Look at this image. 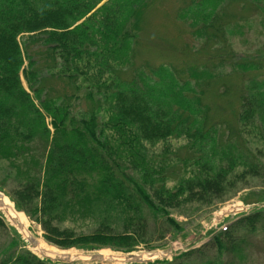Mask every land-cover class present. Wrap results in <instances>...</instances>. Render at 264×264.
Listing matches in <instances>:
<instances>
[{
	"label": "trees",
	"instance_id": "1",
	"mask_svg": "<svg viewBox=\"0 0 264 264\" xmlns=\"http://www.w3.org/2000/svg\"><path fill=\"white\" fill-rule=\"evenodd\" d=\"M148 1L0 0V159L7 160L13 168L20 159L25 167L20 176L12 178L17 183L8 195L16 209L38 222L45 240L60 248L109 247L129 252L147 233L145 211L155 219L162 218L156 223L167 221L177 228L179 224L169 216L170 208L208 195L220 196L224 191L228 168L215 147L216 123L210 121V105L203 101L214 74L187 68L184 71L194 80L180 81L175 77V68L160 64L151 67L149 73L137 68L126 80L114 76L110 81L102 80L104 72L114 74L115 65H133V45ZM211 14L207 15L210 22L206 20L199 31L206 38L212 37L206 33L208 25L219 22L214 12L213 23ZM21 34H27L30 43L45 46L39 55L52 62H46L45 67L57 70L52 74L64 78V86L74 83L77 72L86 74L91 61L98 66L94 71L96 79L88 77L87 95L93 99V87L109 91L106 98L111 104L106 123L99 122L92 111L87 118H76L64 99L72 95L62 96L65 92L52 87L54 94H50L45 85L47 76L39 74L42 68L31 57L24 67L18 41ZM58 59L61 66L54 65ZM80 60H85L82 69ZM239 65L242 69L256 66L254 62ZM108 88L111 89L103 90ZM232 90L239 99L236 116L241 127L236 128V137H242V128L247 127L264 139V75L241 79L236 88L223 92ZM170 136H186L196 151L208 147L203 144L208 143L209 150L219 155L218 162H202L195 173L181 178L174 189L168 188L162 176L154 178L147 171L144 141L158 142ZM235 143L223 150H228L224 155L235 156L231 162L236 161V156H244ZM123 157L127 162L119 164ZM241 160L249 162V171L257 173L256 164ZM138 173L143 179L149 176L146 182L135 178ZM66 211H95V228L76 232L59 226L54 220ZM257 229L264 233V210L241 216L201 246L181 252L172 261L129 264H217L218 255L240 248L241 230ZM2 234L6 240L0 242V264H102L42 259L25 247L17 230L0 216Z\"/></svg>",
	"mask_w": 264,
	"mask_h": 264
},
{
	"label": "rangeland",
	"instance_id": "2",
	"mask_svg": "<svg viewBox=\"0 0 264 264\" xmlns=\"http://www.w3.org/2000/svg\"><path fill=\"white\" fill-rule=\"evenodd\" d=\"M209 12H212L213 23L216 21L213 17L214 12L219 22L213 25L207 23L209 28H206V33H210L208 35L212 37L206 38L207 35L201 36L199 31L206 20L210 22L211 18H207ZM139 29V37L133 45V65H115L114 74L104 72L102 80L110 81L113 76L126 80L137 68H143L149 73L152 68L160 64L175 68L178 72H174L175 77L180 81L194 80V77L187 75L189 73L184 71L187 68L206 69L210 71L209 74H214L206 87L203 101L210 105L208 115L210 121L216 123L214 133L217 135V144L215 147L222 157L223 165L228 168L224 191L220 196L208 195L202 200L184 201L170 208L169 216L179 224L177 228L170 226L167 221L156 223L155 221H162V218L155 219L152 213L145 211L147 233L144 240L129 252L109 247L60 248L46 241L44 231L38 222L30 219L24 211L16 209L14 202L9 198L8 194L17 183V180L12 178L20 176L25 170L22 160L17 159V168H13L7 160L0 159V192L9 198L15 210L24 213L32 239L43 241L51 247L66 252L64 257L52 258L34 251L33 240L20 232L18 227L11 223L0 210V216L9 226L17 230L25 247L42 259L51 262H99L102 264L172 261L181 252L201 246L214 233L241 216L252 211L264 210V139L247 127L242 128V137L239 134L236 137V128L239 130L241 127L236 116L239 99L233 90L227 94L223 92L224 89L236 88L241 79L264 75V0H149L142 11ZM18 41L23 51L24 67L27 68L30 57L37 61V67L42 68L39 74L47 76L45 85L50 94H54V91L50 90L52 87L65 92L62 96L72 95L64 99L76 118H87L92 111L99 122L106 123L109 116L108 107L111 104V101L106 98L109 91H96L93 87V99L87 95L90 89L88 77L91 75L92 80H95L94 71L98 68L92 63L93 61L90 68H87L86 74L77 72L74 83L64 86L65 79L59 78L55 73L52 74L57 70L45 67L46 62L48 64L52 62L39 55L40 51L45 49L44 45L30 43L27 34L19 35ZM42 54L45 55V52ZM244 62H254L256 66L260 64L262 66L242 69L239 64ZM78 63L82 69L85 60H80ZM54 65L61 66L62 61L58 59ZM68 71L72 72L71 69ZM152 77L156 78L153 75ZM21 80L24 87L28 89L22 74ZM109 89L111 88L103 90ZM106 131L107 135L111 132L109 129ZM236 141L240 145L239 151L244 156H236V161L231 162V158L235 156H231L230 153L228 155L226 153V156L223 153L228 150H223L228 148L229 143L235 145ZM144 144L147 149L145 156L147 171L154 178L162 176L165 185L170 189H174L181 178L195 173L202 162H207L208 165L214 164L219 157L209 150V144L205 142L203 144L208 147L196 151L186 136H170L158 142L144 141ZM230 151L236 153L235 149ZM241 159L256 164L257 173L249 171V162L244 164ZM122 162H127L126 158L123 157L119 164ZM25 165H29V160ZM141 174L134 176L143 183L149 176L143 179ZM93 175L96 178V172ZM90 180L93 181L92 178ZM94 212L66 211L54 221L59 226L72 228L76 232H90L96 226ZM239 236L240 250L237 248L238 250L231 254L218 255L217 264H264V233L260 229L251 232L241 230ZM5 240L6 236L0 235V242ZM102 249L106 251L108 258L101 257L99 251ZM210 254L216 253L210 251Z\"/></svg>",
	"mask_w": 264,
	"mask_h": 264
},
{
	"label": "bare ground",
	"instance_id": "3",
	"mask_svg": "<svg viewBox=\"0 0 264 264\" xmlns=\"http://www.w3.org/2000/svg\"><path fill=\"white\" fill-rule=\"evenodd\" d=\"M0 210L4 212L7 219L16 225L20 232H22L27 238L33 240V250L39 254L49 256V257H64L66 254L65 251L51 247L40 240H34L30 236L27 229V218L23 212L15 210L12 202L9 198L0 192ZM99 253L103 259L108 258V255L104 249L100 250ZM153 257V256H151Z\"/></svg>",
	"mask_w": 264,
	"mask_h": 264
},
{
	"label": "built area",
	"instance_id": "4",
	"mask_svg": "<svg viewBox=\"0 0 264 264\" xmlns=\"http://www.w3.org/2000/svg\"><path fill=\"white\" fill-rule=\"evenodd\" d=\"M250 208V207H249ZM243 209V208H242ZM245 209H247V208H245ZM243 211V210H242ZM149 256H153V255H149Z\"/></svg>",
	"mask_w": 264,
	"mask_h": 264
}]
</instances>
